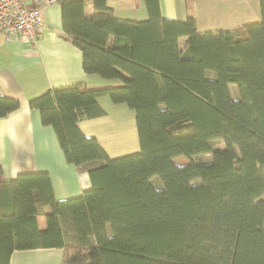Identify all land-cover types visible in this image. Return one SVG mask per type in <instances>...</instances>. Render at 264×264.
Listing matches in <instances>:
<instances>
[{
    "label": "trees",
    "instance_id": "1",
    "mask_svg": "<svg viewBox=\"0 0 264 264\" xmlns=\"http://www.w3.org/2000/svg\"><path fill=\"white\" fill-rule=\"evenodd\" d=\"M58 3L84 71L124 84L29 100L66 161L90 164L91 186L58 199L48 171L7 180L0 166V264L53 246L61 264H264V0L259 20L206 30L168 18L161 0H145L144 20L117 17L107 0L92 13L86 0ZM100 95L136 111L138 151L112 157L82 131V118L106 113ZM19 107L0 95V117Z\"/></svg>",
    "mask_w": 264,
    "mask_h": 264
},
{
    "label": "crops",
    "instance_id": "2",
    "mask_svg": "<svg viewBox=\"0 0 264 264\" xmlns=\"http://www.w3.org/2000/svg\"><path fill=\"white\" fill-rule=\"evenodd\" d=\"M32 5V0H26ZM115 15L123 19L148 17L145 0H107ZM168 18L194 16L200 30L237 29L261 18L260 0H161ZM86 11H94L86 0ZM45 29L35 42L22 34L5 39L0 33V95L20 101V107L0 117V166L10 180L20 172L46 170L50 173L55 196L70 198L91 186L90 164L75 165L66 161L54 129L44 125L40 111L29 100L54 86L85 83L89 88L121 86L119 77L107 78L87 73L81 49L62 36L61 6L57 2L42 5ZM106 113L84 117L79 126L89 136H96L112 157L140 149L136 111L126 102H114L109 95L97 98ZM41 229L47 225L38 216ZM62 247L16 249L10 264H61Z\"/></svg>",
    "mask_w": 264,
    "mask_h": 264
},
{
    "label": "built area",
    "instance_id": "3",
    "mask_svg": "<svg viewBox=\"0 0 264 264\" xmlns=\"http://www.w3.org/2000/svg\"><path fill=\"white\" fill-rule=\"evenodd\" d=\"M58 0H0V33L5 39L22 34L35 42L45 29L42 5L57 3Z\"/></svg>",
    "mask_w": 264,
    "mask_h": 264
},
{
    "label": "rangeland",
    "instance_id": "4",
    "mask_svg": "<svg viewBox=\"0 0 264 264\" xmlns=\"http://www.w3.org/2000/svg\"><path fill=\"white\" fill-rule=\"evenodd\" d=\"M199 29H202V26H199ZM209 155L211 156V153L210 154H206L204 155L202 158L203 159H208L209 158ZM184 160H182L181 162H183Z\"/></svg>",
    "mask_w": 264,
    "mask_h": 264
}]
</instances>
